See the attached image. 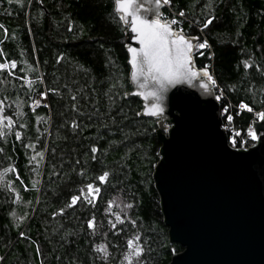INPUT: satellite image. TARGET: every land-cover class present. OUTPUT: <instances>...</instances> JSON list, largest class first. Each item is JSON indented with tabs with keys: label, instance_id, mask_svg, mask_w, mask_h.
I'll use <instances>...</instances> for the list:
<instances>
[{
	"label": "trees",
	"instance_id": "1",
	"mask_svg": "<svg viewBox=\"0 0 264 264\" xmlns=\"http://www.w3.org/2000/svg\"><path fill=\"white\" fill-rule=\"evenodd\" d=\"M114 7L0 0V264H169L183 250L170 241L153 178L159 120L130 95L127 27ZM172 16L207 42L194 64L218 84L224 123L232 105L227 133L231 142L238 131L240 146L264 111V0H170L163 17ZM41 93L48 104L34 107ZM135 237L140 257L129 255Z\"/></svg>",
	"mask_w": 264,
	"mask_h": 264
},
{
	"label": "water",
	"instance_id": "2",
	"mask_svg": "<svg viewBox=\"0 0 264 264\" xmlns=\"http://www.w3.org/2000/svg\"><path fill=\"white\" fill-rule=\"evenodd\" d=\"M137 3L156 10L150 0ZM164 7L161 3L158 9L161 20ZM122 21L128 52L129 46L139 47V43L133 39L137 34L131 24ZM193 53V67L199 71ZM130 59L128 52L130 95L141 99L142 116L159 120L161 158L153 178L170 241L183 247L169 264H264V121L253 123L260 137L255 144L234 148L213 85L206 91L198 76L191 83L181 80L168 86L159 101L151 96L145 99L138 93H147L155 85L140 89L139 81L131 80ZM203 80L208 83L207 77ZM150 103H159L163 111L157 116L145 114Z\"/></svg>",
	"mask_w": 264,
	"mask_h": 264
},
{
	"label": "snow or ice",
	"instance_id": "3",
	"mask_svg": "<svg viewBox=\"0 0 264 264\" xmlns=\"http://www.w3.org/2000/svg\"><path fill=\"white\" fill-rule=\"evenodd\" d=\"M19 2V0H17ZM170 0H150V3L155 5V11L152 8H148L144 3H137V0H114L115 11L120 15L122 20L129 22L131 24L132 32L137 35L133 39L138 40L139 47H128V52L131 55L130 64L132 67L131 80L133 82H138V87L140 89H146L149 84L154 83L155 87L150 91L145 93L144 91L138 94L145 99L151 96L153 100L159 101L161 99V93L170 85L179 83L181 80H186L191 83L192 79L200 76L201 86L207 91L209 85H215L216 81L207 72L206 69H201L199 71L195 70L193 67V56L192 53L198 48H205L207 42L194 43L195 38L187 37L184 35L183 31L178 28H173L172 25H176L179 22L176 19L171 20H161L159 19V6L161 3L168 4ZM141 9L145 12L152 13L156 18H148L141 14ZM183 15V12H180ZM129 17H131L129 21ZM211 22V18L207 23ZM206 26V24L204 25ZM203 54V53H199ZM11 66L15 67V62H11ZM6 67L5 64L0 63V70ZM245 67H249L247 61H245ZM202 73V76H201ZM203 77H207L208 83L204 82ZM45 95L44 93L40 94ZM217 100L220 99L219 96L216 97ZM2 103V102H0ZM242 109H247L249 112L253 111L251 107L247 104L241 102L239 105ZM2 111V108H0ZM163 111V108L159 103H150L145 106V114H150L152 116H157ZM227 112V107L224 109ZM257 118L260 121H264V111L256 113ZM233 117L231 114L227 115V120L232 121ZM11 124V120H9ZM226 127V126H225ZM240 133L237 131L233 137H231V144L236 147L237 140L235 137L239 136ZM248 136L252 141H257L260 139L255 130L251 127L248 129ZM17 138H19V133H17ZM244 144V141L240 142ZM96 148L93 147L92 151L96 152ZM109 173L104 172L102 175L97 177V179L104 183ZM87 192L94 194L99 192L98 187H94L93 184H87ZM80 196L88 199L85 195V190L81 189ZM80 197L72 196L71 203L75 204ZM89 203L92 201L89 200ZM112 206V201H109V208ZM62 211V210H61ZM116 218L119 221L121 218L119 214H116ZM88 227H94L93 220L88 221ZM115 227V225H113ZM23 235V233H21ZM127 246L130 250L129 255L140 257L143 252V248L139 243V237L130 238L127 240ZM98 248L97 250H101ZM105 255L107 253L105 252ZM128 259V257H126Z\"/></svg>",
	"mask_w": 264,
	"mask_h": 264
},
{
	"label": "built area",
	"instance_id": "4",
	"mask_svg": "<svg viewBox=\"0 0 264 264\" xmlns=\"http://www.w3.org/2000/svg\"><path fill=\"white\" fill-rule=\"evenodd\" d=\"M166 5V4H165ZM161 18L163 19V20H171V19H176L177 20V18L175 17V16H172V17H170V18H167V19H165L164 17H163V14L161 15ZM174 27L175 28H178L177 27V24L176 25H174ZM178 29H180L181 30V28H178ZM212 76V75H211ZM213 88H214V90H215V92L218 90V91H220V89L218 88V84L216 83L214 86H213ZM48 104V99H47V97L46 96H38L37 98H36V100H35V102H34V104H33V106L34 107H37V106H39V105H47ZM225 107H227V112H225L226 113V122L224 123V125H223V127H224V129L228 132V130H235L234 129V125H233V119H234V117H233V113H232V111H231V109H232V105L229 103L227 106H225ZM225 107H224V109H225ZM228 114H231L232 115V117H233V119H232V121H228L227 120V115ZM257 117V116H256ZM259 120V119H258ZM226 126V127H225ZM169 127H171V126H169ZM169 132V130H167L166 131V133H168ZM234 132H236V131H234ZM255 142L256 141H251L250 140V137L248 136V135H246V142L244 143V144H241L240 146H236V147H234V148H247V147H251L253 144H255ZM230 145L232 146V144H231V142H230ZM233 147V146H232Z\"/></svg>",
	"mask_w": 264,
	"mask_h": 264
},
{
	"label": "rangeland",
	"instance_id": "5",
	"mask_svg": "<svg viewBox=\"0 0 264 264\" xmlns=\"http://www.w3.org/2000/svg\"><path fill=\"white\" fill-rule=\"evenodd\" d=\"M208 73L210 74V72L208 71ZM211 75V74H210ZM251 128L254 130V128H253V126H251ZM246 135H248V130H247V133H246ZM250 140H251V138H250ZM252 141V140H251ZM254 142V141H253Z\"/></svg>",
	"mask_w": 264,
	"mask_h": 264
}]
</instances>
